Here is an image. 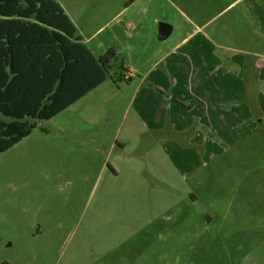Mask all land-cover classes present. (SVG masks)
<instances>
[{"label":"rangeland","instance_id":"374dc122","mask_svg":"<svg viewBox=\"0 0 264 264\" xmlns=\"http://www.w3.org/2000/svg\"><path fill=\"white\" fill-rule=\"evenodd\" d=\"M59 1L95 55L116 56L100 87L0 153V264H264V126L187 176L155 145L122 143L135 84L111 75L123 63L154 77L205 20L196 0ZM160 22L172 26L161 41Z\"/></svg>","mask_w":264,"mask_h":264},{"label":"crops","instance_id":"0c3cea01","mask_svg":"<svg viewBox=\"0 0 264 264\" xmlns=\"http://www.w3.org/2000/svg\"><path fill=\"white\" fill-rule=\"evenodd\" d=\"M57 1L90 51L101 56L88 46L92 37L82 34L72 13ZM217 5L216 0H196L197 14L205 20H190L191 29L160 55L154 77L136 78L122 63L124 88L135 84L123 145L131 140L155 145L186 176L195 164H212L228 149L256 138L264 126V0H227L214 13ZM158 39L164 40L159 34ZM254 84L263 87L248 97L247 88Z\"/></svg>","mask_w":264,"mask_h":264},{"label":"trees","instance_id":"16d2710c","mask_svg":"<svg viewBox=\"0 0 264 264\" xmlns=\"http://www.w3.org/2000/svg\"><path fill=\"white\" fill-rule=\"evenodd\" d=\"M115 56L95 57L57 0H0V153L105 82Z\"/></svg>","mask_w":264,"mask_h":264},{"label":"water","instance_id":"95a60500","mask_svg":"<svg viewBox=\"0 0 264 264\" xmlns=\"http://www.w3.org/2000/svg\"><path fill=\"white\" fill-rule=\"evenodd\" d=\"M172 27L170 24L165 22H160L158 25V34L160 38L165 39L167 38L171 33Z\"/></svg>","mask_w":264,"mask_h":264}]
</instances>
